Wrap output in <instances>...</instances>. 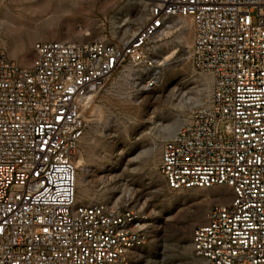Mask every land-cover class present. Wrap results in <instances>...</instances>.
Here are the masks:
<instances>
[{"label":"built area","instance_id":"obj_1","mask_svg":"<svg viewBox=\"0 0 264 264\" xmlns=\"http://www.w3.org/2000/svg\"><path fill=\"white\" fill-rule=\"evenodd\" d=\"M145 1L125 40L37 41L26 65L0 50V264H129L144 244L131 210L78 202L75 156L87 98L125 62L152 65L172 17L190 18L210 98L164 139L158 171L170 189L230 190L192 229L204 264H264V0Z\"/></svg>","mask_w":264,"mask_h":264},{"label":"rangeland","instance_id":"obj_2","mask_svg":"<svg viewBox=\"0 0 264 264\" xmlns=\"http://www.w3.org/2000/svg\"><path fill=\"white\" fill-rule=\"evenodd\" d=\"M53 1L67 8L53 16ZM146 14L145 0H0V50L26 65L37 41L119 42L134 34ZM166 24L149 42L146 60L152 65L125 62L84 106L75 156L77 200L134 212L145 242L132 249L129 264H204L191 251L192 229L230 190L170 189L158 171L164 139L210 98V77L191 64L190 18L172 17ZM149 72L157 79L148 88Z\"/></svg>","mask_w":264,"mask_h":264},{"label":"bare ground","instance_id":"obj_3","mask_svg":"<svg viewBox=\"0 0 264 264\" xmlns=\"http://www.w3.org/2000/svg\"><path fill=\"white\" fill-rule=\"evenodd\" d=\"M67 8V4L65 2H61V1H53L52 5H51V12H52V15H56V14H59L60 12L64 11L65 9ZM58 19V17L56 18ZM135 33V32H134ZM91 97V96H90ZM90 97L87 98L86 100V104H87V101L90 99ZM85 104V106H86ZM77 161V160H76Z\"/></svg>","mask_w":264,"mask_h":264}]
</instances>
